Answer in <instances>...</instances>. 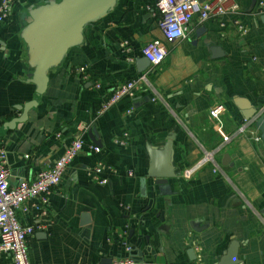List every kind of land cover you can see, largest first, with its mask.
<instances>
[{
    "label": "crops",
    "instance_id": "0c3cea01",
    "mask_svg": "<svg viewBox=\"0 0 264 264\" xmlns=\"http://www.w3.org/2000/svg\"><path fill=\"white\" fill-rule=\"evenodd\" d=\"M43 1L23 0L0 23V148L6 152L10 186L34 180L74 140L83 148L48 195L46 217H39L37 199L17 213L22 225L45 224L29 239V262L118 264L126 262L132 244L141 264H198L196 257L202 264H218L232 246L238 264H264V161L259 147L237 133L245 122L235 105L238 98L257 109L264 105V23L259 19L264 0H255L252 9L253 0H227V6L238 7L235 13L193 19L184 37L172 43L158 28L156 0H118L110 14L85 29L83 44L50 72L47 89L26 121L12 124L20 114L16 107L30 102L35 89L26 82L19 32L27 8ZM259 3L263 12L257 15ZM235 21L246 30L244 36ZM122 41L128 42V52L120 48ZM151 42L165 48V60L138 73L140 49ZM81 66L88 68L85 81L74 73ZM144 73L146 83L138 84L133 96L98 113L119 85ZM154 96L163 101H152ZM216 109L219 117L213 119ZM88 131H94L97 145ZM220 133L231 140L215 155L213 173L212 164L199 162L204 152L219 148ZM123 134L128 135L125 144L115 143ZM171 134L176 178L169 180L168 194L160 195L147 177L146 148H162ZM98 162L116 171L101 174L105 185L92 179ZM0 264H12L10 256L0 254Z\"/></svg>",
    "mask_w": 264,
    "mask_h": 264
},
{
    "label": "built area",
    "instance_id": "2783aa9c",
    "mask_svg": "<svg viewBox=\"0 0 264 264\" xmlns=\"http://www.w3.org/2000/svg\"><path fill=\"white\" fill-rule=\"evenodd\" d=\"M22 1L0 0V23L4 22L10 15L13 7L21 4ZM226 3L227 0H210L203 4L198 0H156L154 9L156 11L158 28L165 41L170 43L176 42L184 37V30L193 19H196L198 22H205L210 18L235 13L237 11L236 5L227 6ZM262 7L263 4L259 3L256 12L257 15L263 12ZM233 25L236 26L238 34L241 36L246 34V30L238 21H235ZM120 48L128 52V42L122 41ZM166 55L165 48L159 42H151L140 49V56L149 63V67L151 68L159 67L164 62ZM127 62L133 63V60L128 58ZM87 69L86 66H81L74 69V73L80 74L81 79L85 81L88 79ZM142 82L146 83L145 73L141 74L137 80L119 85L113 91L110 100L102 104L98 113H103L112 104L125 96H133V91ZM94 87L98 88L99 86L94 84ZM150 92L157 95L152 88H150ZM157 100L163 101L159 96H154L152 99V101ZM219 111L216 109L211 112L210 117L217 119L219 117ZM258 112L259 114L264 113V105L258 109ZM237 133L247 135L259 147V154L264 161V143L253 124L251 122H245L244 125L238 128ZM127 137V134H123L120 138L115 139V143L124 145ZM220 137L221 145L219 148L212 150V152H204L203 159L199 162V166L205 163L212 164L213 173L217 171L215 155L222 146H225L231 140V135L220 133ZM82 148L83 142L81 140H74L52 167L38 171L34 180L20 182L13 187L9 183L10 170L7 165L6 152L3 148H0V254H8L12 264H31L27 256L29 239L36 231L45 230V224L41 222L33 226L22 225L17 213L25 204L37 199L42 207L39 217H46V211L43 208L47 205L48 195L60 183L65 169L81 152ZM92 151L98 153L99 149L92 147ZM91 172L92 179L100 185L107 183L106 179L101 178L103 172L116 173L112 167L99 162L93 167ZM127 251H129V248ZM196 251L199 252L198 248H196ZM196 259L199 262L198 264H202L198 257ZM118 264L129 263L120 262Z\"/></svg>",
    "mask_w": 264,
    "mask_h": 264
},
{
    "label": "water",
    "instance_id": "95a60500",
    "mask_svg": "<svg viewBox=\"0 0 264 264\" xmlns=\"http://www.w3.org/2000/svg\"><path fill=\"white\" fill-rule=\"evenodd\" d=\"M118 0H44L41 5L29 6L24 24L19 32L26 52L28 75L26 82L34 86L33 99L22 106L16 107L19 116L12 124L26 121L28 111L35 108L47 89L48 77L52 70L58 68L68 52L83 44L85 29L103 20L116 7ZM255 5L252 2L251 9ZM264 23V15L259 17ZM202 33V30L199 31ZM137 72H143L149 63L140 58L136 60ZM244 122H251L260 134L264 143V113L259 114L258 109L242 98L235 101ZM90 141L97 145L98 140L94 131H88ZM174 135H169L162 148H146L150 159L147 177L152 180L160 195L168 194L170 179L176 178L172 167ZM223 160L229 161L227 155ZM224 165H226L224 163ZM164 190H167L165 192ZM135 248L131 244L129 251L123 258L129 264H141L135 258ZM236 250L232 246L227 257L218 264H238L234 259ZM120 261H122L120 259Z\"/></svg>",
    "mask_w": 264,
    "mask_h": 264
},
{
    "label": "bare ground",
    "instance_id": "6f19581e",
    "mask_svg": "<svg viewBox=\"0 0 264 264\" xmlns=\"http://www.w3.org/2000/svg\"><path fill=\"white\" fill-rule=\"evenodd\" d=\"M156 2V1H155ZM201 4H203V3H201ZM237 9H238V7H237Z\"/></svg>",
    "mask_w": 264,
    "mask_h": 264
}]
</instances>
